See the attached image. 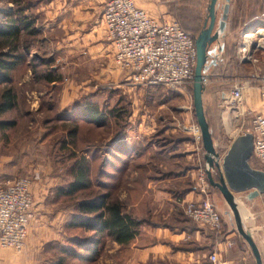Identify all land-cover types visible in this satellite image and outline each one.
<instances>
[{"label":"crops","instance_id":"1","mask_svg":"<svg viewBox=\"0 0 264 264\" xmlns=\"http://www.w3.org/2000/svg\"><path fill=\"white\" fill-rule=\"evenodd\" d=\"M133 1L137 7L144 10L153 18H170L168 0ZM35 9L43 12V27L48 28L49 40H51L49 42L53 44L55 53L64 52V55H68L69 52L72 56L68 58H76L77 62L73 70L76 69V71L86 72L88 76L93 74V77L99 76V78L105 71H108L109 76L106 77L113 80L111 83H116V87L111 88L118 89V92L123 94L130 108V115L127 120L128 125L124 131L126 147H129L133 139L138 140V138H134V135H136L134 133L147 135V133L152 131L157 121L158 123H164V116L159 114V112L164 111V104H154L158 116L149 111L150 105L147 102L146 95H150L152 91V94L157 96L158 93L155 88L130 84V82L127 81V76L116 66L114 67L109 63L112 50L111 45L105 38L104 26L101 20L102 0H45L44 4H42V2L38 3ZM235 9L236 13L233 14ZM231 14L232 16L234 15L233 25H236L238 28L235 32L238 44L241 34L251 33L257 28L264 27V0H238V3H235V0H229L227 11L228 18L225 20L224 27L226 30L227 24L230 22L229 16H231ZM222 35L223 34L218 38L219 40L215 41V52L209 55V60H215L219 57L222 46V42L220 41ZM262 40H264V38H262ZM46 42H48V39H46ZM74 53H77L78 57H75ZM30 54L38 57L35 51H31ZM56 57L63 60L62 55ZM254 58L255 64H258V66L254 64L253 70L255 71L254 76L256 78L255 85L245 88L242 86V97L240 99V106L246 113L253 110H257V112L260 111V108H258V89L260 85H264V80L258 79V76L264 73V50H254ZM85 61L88 66L85 68L87 71H82L81 68L84 67L80 66V64ZM105 61L108 63L103 65ZM24 65L25 68L23 71L17 74V77H15L12 82V87L17 96L15 101L16 104L13 108L15 113L22 118L29 117L30 121L33 120L31 119L32 117H41L46 113H48L50 117L55 115L57 118L65 114L72 115L73 109L70 108L69 110L68 108L74 104L80 95L86 93L89 85H85L84 81L87 80L66 79V70L61 66L58 67L61 80L58 82H50V88L45 92L44 89L46 85L36 83L29 67L26 66V64ZM206 65L207 67L203 71V83H205V78L211 76H208L207 72L216 67L218 63L217 61H214L213 64L207 62ZM52 68L55 67L52 66ZM215 72L216 70L213 72L215 75V80H213L219 82L220 79L217 78L219 73ZM75 76L77 78L80 77V75L76 73ZM203 83L201 99L204 90ZM140 93L144 95L141 100L139 99ZM180 93L181 92L177 90V92L170 96L163 95L165 97H163V99H170L173 96L176 98ZM206 94L209 96H205L207 107L211 108V93L209 91V93L207 92ZM43 96H46L51 102L55 103L53 110L43 112V110L40 109V112L38 111L41 102L40 99ZM161 99L162 98H160V100ZM110 103H112V100H110ZM225 103V101L222 102L224 108L221 112L223 116L221 118V123L223 122L222 124L224 126L227 125L231 127L230 125L233 123L232 121L235 120V117L242 114L244 111L242 110V113H239V109H232L227 105L225 106ZM159 109L162 111H159ZM171 117L175 119L173 114H171L170 118ZM1 118H3V116ZM172 118L167 121L169 128L159 133L158 137L165 136L168 132L176 133V121ZM212 121L214 123L213 125L211 124L212 131H217L216 125L218 121H216L215 115ZM80 123L88 127L92 126L96 130L102 129L101 127L85 123L78 119L79 128ZM185 129L190 131L188 126H186ZM187 131H183L182 133L187 135ZM106 135V139L99 137V141H96L98 138L92 141L96 143L94 146V156L92 158L96 159L95 162H99V169L102 172H104L103 169H105L107 165H109V168L113 167L112 157H115L118 151V145L116 146V144L109 143V133L106 132ZM231 139L227 140L228 144ZM172 141L175 143V146L169 153H173V155L181 153L182 135L178 134V136L172 138ZM97 142L99 143L97 144ZM100 143L103 145H99ZM152 144L160 145L159 143ZM225 148L221 154H218L219 156L225 152ZM195 150L197 154H201L198 148ZM192 152L191 149V153ZM7 155L5 144L0 139V177L4 175L2 170L16 169L14 158ZM108 170L111 171V169ZM178 178V181H180L181 175L178 176ZM48 181L49 182H47L46 179L32 181L30 191L34 215L29 222L23 248L21 251L15 252L11 249L0 247V264H41L43 246L47 243H49L48 245L50 246L59 245V243L62 242V223L66 210L55 208L46 201L48 189L57 182V179L52 178ZM105 181L106 180H104V182ZM4 182L5 180H0V185ZM160 182L169 184V179L158 181L157 183ZM147 186H150V184H147ZM160 188L161 189H152L153 195L161 197V201L155 203L153 209L150 210L152 218H164L170 215L172 207L174 206V198L170 195L171 190L164 189L163 186H160ZM259 195L261 194H258V196ZM212 197L216 202L219 201L216 197ZM180 198L182 203L186 200L193 202L199 201L200 194L198 192V184L192 185L186 189ZM261 199V196H255L249 200L252 209L251 218L249 222L243 223L249 226L251 238L258 249L261 263L264 264V205H262ZM222 201L223 200H221V204L223 203ZM221 204L220 202L218 204V209L221 213L219 214L221 220L219 231H212L200 225H195L193 229H183L178 227L175 221L172 223V228L161 225V223L155 224L147 228L145 238L137 240L135 237L127 245H118L107 239L101 255L94 264H147V262L155 261H161L159 264H254L253 256L248 245L238 235L234 228L231 214L223 210ZM209 254H214L217 258V262L211 263L208 259Z\"/></svg>","mask_w":264,"mask_h":264},{"label":"rangeland","instance_id":"2","mask_svg":"<svg viewBox=\"0 0 264 264\" xmlns=\"http://www.w3.org/2000/svg\"><path fill=\"white\" fill-rule=\"evenodd\" d=\"M44 4L45 0H17L15 3H18L17 6H20L21 8H24L25 13L32 14L33 21H34V27L38 29V34L35 35L31 41V45L27 44L25 49L22 47L21 43L19 44L18 51L23 52L27 49V51H35L39 57H51V64L55 67V69L58 71V67H63L64 70H66L65 78L72 80V79H78L80 81H84L85 85L88 86V90L86 93H83L82 95H87L90 93L97 92V97L95 99L101 100V98L104 97V93H107L106 91H109L111 87H116V83H111L113 80H111L109 77L108 71H105L103 75L99 78L93 77V74L88 76L86 72H80L73 70L76 58H68L71 55V53L68 52V55H64V52H56L54 51V46L51 44V40H49L48 35V28L43 27V12L40 10H36V5L38 3ZM223 0H217L216 7H215V21L219 19L220 13H221V6L223 4ZM208 0H168V4L170 6L169 9V16L170 18H173L178 22V24L181 25V27L187 31L193 39L196 37L198 32L203 27V22L206 17V6H207ZM15 8V5H13L12 0H0V18L3 16L4 13H7L8 11H12ZM230 17V22H231ZM216 29V24L213 28V30ZM237 29V28H236ZM232 31L229 29L223 30V35L220 39L222 43L228 47V53L226 57L224 58L223 62L218 64L216 67H214L212 70H216L215 73H219L217 78L220 79L219 82H215V75L213 74L212 70L207 72V75H211L207 78H205V83H203L204 90L202 95V105L204 109V116L205 119L210 123V125L213 123V116L215 115V119L217 122V131H213V137L214 140L213 146L215 151L218 154H221L224 151V148L228 146V139L233 138L235 135H239L244 133L250 126V119L253 114L257 112V110H253L249 113H246L241 106H239V114L237 117H235V120H233L231 127H228L227 125L224 126L221 123V118L223 117L221 112L223 110V104L222 102L225 101L224 97L226 96L227 91L232 89L234 86H240L241 90L245 87H249L252 85H255L256 78L254 76L255 71L254 70V63L244 64L237 60L236 50L238 47L237 44V36H233ZM221 35L218 36L220 38ZM217 38V40H219ZM46 39H48V42H46ZM225 41H227L225 43ZM233 42V44H231ZM235 42V44H234ZM215 46V41L210 43L207 47L210 49ZM55 54V56H54ZM75 57L77 56V53H74ZM63 56V60L59 59L56 56ZM78 57V56H77ZM68 58V59H67ZM208 58V56H207ZM108 63L105 61L103 65ZM109 63L112 64L114 67V63L112 62V56L109 57ZM258 66V64H255ZM261 65V64H260ZM27 66V65H26ZM80 66L84 67L81 68L82 71L86 70L85 68L87 66V62H82ZM25 68L24 63L18 66L15 70L11 72L12 78L14 79L17 77V74H20V72L23 71ZM77 68V67H76ZM87 71V70H86ZM76 74H79L80 77H76ZM86 74V75H85ZM213 75V76H212ZM82 76V77H81ZM12 79V80H13ZM214 79V80H213ZM89 80V81H88ZM68 81V80H67ZM129 82V79L127 80ZM13 82V81H12ZM113 84V85H112ZM243 86V88H242ZM145 87V86H143ZM154 87L157 93H162L165 96H170L177 92V90H171L166 89L162 87ZM116 95L118 94V89ZM180 94L178 96H173L170 99H158L157 96L152 94V91L150 95L147 96V102L150 105L149 111L151 113H155L156 116H158L156 112V107L154 104H164L163 112H159L160 115L164 116V123H156V125L153 127L152 131L147 133V135H140L138 133H134V138H138V140L133 139L131 141V146L136 145L140 143V145L144 146V152L138 156L139 158H134V155L128 152V150H124L122 146H118V151L115 157H112L113 167L109 168V165L103 169L102 171H97L99 169V162H95V158H91L90 163V175L94 181V183L99 184L100 180L102 183H104V180H106L104 183V186H101L103 189H107L113 194H118L120 197H126L129 200V205L132 207L133 213L141 218L148 219L149 221L153 222L155 224L166 225L169 228H172L169 224L172 225L173 221H176L177 219L171 220L170 215L162 218H152L150 214V210L153 209V205L155 203H159L161 201V197H158L156 195H153L152 189H161L160 186H163L164 189H170V195L173 196V194H180L182 195L183 192H185L186 189H188L190 186L198 184L199 183V175L202 174V171L204 170V161L202 158L203 150L199 142H195L194 136L191 134V131H187L185 129L186 126L189 124H195V119L192 112V105H191V83L186 84L180 89H178ZM163 91V92H162ZM211 93V105L212 107H207V101L205 99V96L209 97L206 93ZM174 92V93H173ZM168 93V94H167ZM80 95V96H82ZM79 96V97H80ZM143 94L140 93L139 99L143 98ZM78 97V98H79ZM164 97V96H163ZM144 98V99H145ZM150 98V99H149ZM175 98V99H174ZM114 100V99H113ZM152 101V103H151ZM113 102V101H112ZM155 102V103H154ZM226 102V101H225ZM188 105V108H187ZM226 106V103H225ZM258 108H260V103L258 99ZM159 111H162L159 109ZM171 114L174 115V118L172 119L176 121V133H166L165 134V148L166 152H164L163 155H159L157 157L152 156V150H155V148H158L159 145H153L154 137H152L154 134L162 133L165 129L169 128V124L167 121L171 120L170 116ZM48 118L50 115L48 113L45 114ZM3 118H13L16 120V128H14V136H13V142L17 145L11 146V150H7V153L9 156H12L14 158L15 162V170L9 169V170H2L4 172V175L0 177V180H9L13 177L18 176H25L28 177L32 183L33 180L37 179H46L51 180L53 177L50 176L49 173V166H48V159L46 158V149L43 144V141H39L40 144L34 145L31 151L26 149V144H24L27 136L32 137L36 131L38 133L39 129L38 126L39 123H36L39 118L38 116L33 117L34 122L30 123L31 121L26 118H22L21 116H18L17 113H15L14 109H11L10 111L6 112L5 115H2ZM27 122V123H26ZM127 128V126H126ZM125 128V129H126ZM80 134H78V144L81 147L82 143L89 142V147L86 150L88 153V156L90 155V152L92 154V150L94 149L92 142L94 139L99 141V137L106 139L107 135L106 132H104L103 129H94L92 126H86L82 123H80ZM183 131H187V135L182 133ZM178 134L182 135V152L176 153L173 155V153H169L175 146V143L172 141V138L175 136H178ZM27 135V136H26ZM37 136V134H36ZM136 136V137H135ZM87 138V139H86ZM194 140V141H193ZM105 142V141H103ZM158 139L156 140V143H158ZM99 142H97L98 144ZM161 143V142H160ZM43 146V147H42ZM161 146V145H160ZM198 148V151L200 153H196L197 151L195 149ZM225 148V149H226ZM78 149H80L78 147ZM177 149V146H176ZM191 149L192 152L191 153ZM188 154V155H186ZM7 155V156H8ZM93 157V156H92ZM139 159V160H137ZM250 160V166L252 164L261 167L264 169L263 165L258 164L256 160L253 157L249 158ZM252 167V166H251ZM108 169H111L108 170ZM163 170L164 172L168 173L167 176L162 175L161 173H156L155 171ZM139 170V171H138ZM137 171V172H136ZM97 172H100L99 174ZM131 173V175H130ZM154 174L153 176H151ZM181 175V180L178 181V176ZM175 178V179H173ZM165 179H169V184L167 183H157L158 181H162ZM46 183V182H45ZM147 184H150V186H147ZM183 188V189H179ZM31 189V185H30ZM209 190V185H208ZM210 191V190H209ZM31 192V191H30ZM175 192V193H174ZM248 191H242L233 193L234 199L238 204V207L240 209L241 218L244 223L249 222V219L251 218V207H250V199L246 198V194ZM209 193V199L214 205L215 209L219 214L220 210L218 209V204L220 202L221 204V197L220 195L215 191L212 190V192ZM216 197L219 201L216 202L213 197ZM262 197V205H264V192L259 195ZM257 195V197H259ZM173 203L174 206L172 207L171 213H173L175 210L176 212H179L183 215V207H182V200L180 197H174ZM188 201V200H186ZM184 201V202H186ZM223 202V201H222ZM223 206V210H226L227 213L229 212L228 207L224 202L221 204ZM230 214V212L228 213ZM34 215V213H33ZM232 217V216H231ZM33 218V217H32ZM178 218V216L176 217ZM32 220V219H31ZM64 221V220H63ZM178 221V220H177ZM176 223V222H175ZM153 225V226H154ZM152 226H146L143 225L137 236V240H141L140 238H145V232L147 231V228H150ZM62 232V231H61ZM47 243L43 246L42 251L49 250V253L47 256H50L51 253L57 254V245L50 246ZM8 249V248H6ZM22 250V249H21ZM20 250V251H21ZM71 262L77 264L76 259L71 260ZM41 263V262H40Z\"/></svg>","mask_w":264,"mask_h":264},{"label":"trees","instance_id":"3","mask_svg":"<svg viewBox=\"0 0 264 264\" xmlns=\"http://www.w3.org/2000/svg\"><path fill=\"white\" fill-rule=\"evenodd\" d=\"M12 1L15 8L4 13L0 18V139L5 144L6 150L9 151L11 146L17 145L16 142H13V130L16 128V120L1 117L13 109L16 104L17 96L12 87L11 72L21 64H26L34 81L46 85L45 92L49 90L50 82L61 80V74L55 68H52L51 57L43 55V57L38 58L32 56L31 51H27V49L23 52L18 51L20 43L25 49L27 44L31 45L33 37L39 32L33 26L32 14L25 13L24 8L17 6L18 3H15L17 0ZM235 3H238V0H235ZM234 13H236V9ZM230 17L232 21L227 24L226 28L234 32L231 33L235 36L238 28L233 25L234 15L231 14L229 19ZM226 18H228V15ZM226 45L222 43L221 53L219 57L217 56V60H214L219 65L229 51ZM207 62H209V56ZM99 91L80 96L68 108L69 110L70 108L73 109L72 115L65 114L58 116V118L55 115L49 118L46 115L38 117L39 119L36 122L39 123L37 125L38 133L36 131L32 137L26 135L27 138L24 144H26V149L29 151L34 145L40 144L39 141L44 142L43 145L47 147L45 156L48 159L50 176L57 179V182L49 187L46 201L55 208L66 210L62 223V242L59 243L57 249H54L58 253H51L50 256H47L50 249L42 251L41 264H75L71 262L73 259H76L77 264H94L101 255L107 239L118 245H127L137 236L143 225H154L148 219L134 214L126 197L122 198L118 194L103 189L101 186H104L105 182L102 183L98 180L99 184L94 183L90 175V159L94 156L96 143L91 141L94 149L89 156L86 151L89 142H84L81 147L79 146L78 134H80V129L78 119L101 127L104 132L109 133V143L122 146L124 150H128L131 156L133 154L134 158H139L138 156L144 152V146L140 143L133 146L130 144L129 147L125 146L124 131L128 125L130 108L123 94L118 92L116 95L117 90L110 88L109 91H106L107 93H104L101 100H97L95 98ZM157 97L163 99V94L158 93ZM40 100L38 111L42 109L45 112L53 110L55 107V103L51 102L46 96H43ZM110 100L113 102L110 103ZM206 122L211 139L214 140L211 125L207 119ZM156 135L152 136L154 137L153 143L156 144L158 139L161 146L159 145L158 148L152 150L153 157L163 155L166 152V148L163 146L166 143L165 136L158 137ZM99 145L103 144L100 143ZM253 158L258 164L264 166L255 157ZM251 166L264 171L263 168L254 164ZM97 171H100V169ZM155 172L161 173V176L168 175L161 169ZM217 176V171L213 169L211 172L213 181L217 180ZM209 190L211 192L215 190L219 194L217 189L210 185ZM173 196L175 198L180 197V194H173ZM177 216L178 218H176ZM170 218L171 220L177 219L178 221L176 220L175 224L183 229H193L197 225L184 214L176 212V210L170 214ZM160 262H147V264H159Z\"/></svg>","mask_w":264,"mask_h":264},{"label":"built area","instance_id":"4","mask_svg":"<svg viewBox=\"0 0 264 264\" xmlns=\"http://www.w3.org/2000/svg\"><path fill=\"white\" fill-rule=\"evenodd\" d=\"M101 20L105 38L111 45L112 62L130 84L178 90L192 80L195 62L193 37L173 18L156 19L137 7L133 0H102ZM264 27L243 33L237 47V60L255 62L254 50H264ZM264 60V59H263ZM264 80V73L258 76ZM242 90L234 86L225 97L226 105L238 110ZM260 111L252 115L249 132L252 156L264 164V85L258 89ZM196 142L200 141L196 124L188 125ZM197 202H183V214L197 225L212 231L220 229V215L209 199L204 170L199 175ZM31 181L18 176L0 185V247L19 252L33 217ZM211 263L217 262L209 254Z\"/></svg>","mask_w":264,"mask_h":264},{"label":"water","instance_id":"5","mask_svg":"<svg viewBox=\"0 0 264 264\" xmlns=\"http://www.w3.org/2000/svg\"><path fill=\"white\" fill-rule=\"evenodd\" d=\"M223 1L219 19L215 21L217 0H208L203 27L193 39L195 62L191 80L192 112L199 130L206 181L208 185L217 189L228 207L234 228L248 245L254 264H262L258 249L251 238L250 228L243 223L240 209L233 196V193L248 191L246 198L251 199L264 192V171L251 167L248 161L252 156L251 134L244 132L235 135L229 142L225 152L219 156L214 149L202 106L203 71L207 67V56L215 52L214 47L209 49L207 46L216 41L218 36L223 33L227 17L229 0ZM215 24L216 29L213 30ZM208 63L213 64L214 60L211 59ZM213 169L218 174L216 181H213L211 177Z\"/></svg>","mask_w":264,"mask_h":264}]
</instances>
